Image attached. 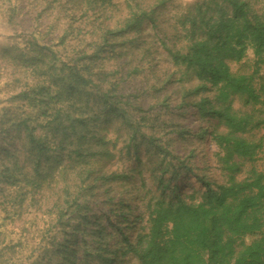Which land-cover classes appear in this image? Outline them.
<instances>
[{
	"label": "trees",
	"instance_id": "1",
	"mask_svg": "<svg viewBox=\"0 0 264 264\" xmlns=\"http://www.w3.org/2000/svg\"><path fill=\"white\" fill-rule=\"evenodd\" d=\"M7 1L9 15L14 17L17 2ZM168 1L66 0L83 10V14L93 4L120 13L113 24L99 29L98 38L87 43L88 50H77L69 59L65 56L69 61L63 62L59 70L54 66L58 52L49 44L39 43L34 31L30 34L31 38L35 36L33 40L23 46L2 47L5 58L20 63L29 77H43L45 83L25 82L23 88L7 98V105L0 108L1 139L8 140L14 131L15 137L21 136L29 144L33 156L32 175L19 178L21 167L15 173L17 168L9 166L0 175L19 189L16 196L22 202L27 196L34 199L47 177L45 169L52 170L64 161L67 147L70 155L67 157L74 167H83L76 173L82 177L80 183L86 189L99 180L107 185L110 181L129 180L135 173L141 175L147 160L157 156L159 160L150 169L157 183L156 191L148 196L144 192L142 197L146 223L139 227L134 239L122 234L121 244L114 250H109L102 240L96 247L101 264L114 262L112 255L119 251L123 258L133 259L137 264H264V170L255 165L246 167L247 162L257 159L264 145L263 139L254 138L253 134L264 127V81L256 77L264 67V13L254 8L253 0H193L176 14L172 34L166 35L171 42L161 37L159 44L160 51L179 72L177 81L190 83L182 89L181 105H191L200 118L216 121L211 136L218 148L215 156L224 176L222 182L195 174L200 187L182 191L176 181L182 168L193 172L192 167L167 144L158 142L156 130H144L150 125L146 117H140L143 122L132 118L133 112L141 111V107L131 102V94L116 90L120 82L104 87V83H111L109 77L114 71L97 64L102 53L121 46L131 53L141 51V61L149 59L157 47L146 46L144 31L149 27L160 28L162 9ZM67 36L64 32L60 43ZM249 50L254 54L252 72H234L231 63L241 62ZM140 70L136 65L128 74ZM170 81L167 78L164 86ZM237 99L240 108L234 107ZM111 128L117 134L127 132L123 153L132 164L121 172L100 173L91 168L89 161L113 156L115 146L108 147L110 141L105 134ZM206 130L207 127L204 133ZM49 134L59 136L56 146L50 143ZM4 149L7 157H14ZM56 149L61 154L51 155ZM64 187V199L72 202L58 209L59 222L65 215L79 214L83 209L71 186ZM1 191L0 204L2 198L14 199L10 194L2 196ZM80 219L79 225L91 223L87 211ZM96 232L101 239L108 233L104 228ZM69 248L64 245L61 253L64 258L75 255V252L68 254L73 251ZM2 250L0 247V256ZM105 252L109 253L104 255Z\"/></svg>",
	"mask_w": 264,
	"mask_h": 264
},
{
	"label": "rangeland",
	"instance_id": "2",
	"mask_svg": "<svg viewBox=\"0 0 264 264\" xmlns=\"http://www.w3.org/2000/svg\"><path fill=\"white\" fill-rule=\"evenodd\" d=\"M13 1L17 2L18 9L14 17H10L9 2L0 0V108L7 105V98L23 88L25 82L34 85L45 83L43 77H29L20 63L9 57L5 58L1 52L2 47L15 44L23 46L36 36L39 43L49 44L58 52L59 59L54 62V66L59 70L63 62H68L71 56L76 55L77 50L83 48L88 50L87 43L93 38L95 40L98 38L99 29L113 24L120 13L114 12L111 8L103 10L99 4H93V8L83 14V10L66 3V0ZM192 1L169 0L162 9L160 28L149 27L144 31L148 42L146 46L157 47L154 51L151 49L149 59L141 61L139 59L141 51L131 53L127 51L128 49L116 46L114 51L102 53L103 57L97 63L107 71H114L113 76L109 77L111 83H104V87L109 88L113 82H120L116 90L125 95L131 94V102L141 107V111L133 112L132 118L143 122L140 117H146L150 125L144 130H156L158 142L167 144L176 156L192 167L193 172H187L182 168V175L176 181L185 192H190L193 187H200L195 174L205 175L218 182L224 180L215 156L218 148L211 136L216 121L200 118L191 105H181L182 89L188 87L190 83L177 81L179 72L159 48L161 37L171 42L166 35L172 34L170 30L176 14L183 12ZM253 2L254 8L264 13V0ZM33 31L35 36L31 38L30 34ZM64 32H67L68 36L64 43H60ZM92 32L97 34L94 35ZM65 56H68V59H65ZM253 62L254 54L249 50L241 62H232L231 68L234 72H252ZM136 65L142 70L128 74ZM256 77L258 81H264V67ZM167 78L171 81L164 86ZM234 107H241L240 100L234 101ZM206 127L207 132L204 133L203 129ZM118 132L115 133L111 128L105 133L106 139L110 141L108 147L115 146L112 149L113 156L108 160L95 157L93 161H89L91 168L100 173L128 170L132 163L123 153L127 132L124 130ZM12 134L13 136L5 141L0 135V171L9 166L11 169L16 167V173L21 167L19 178L27 174L32 175L33 156H30V146L21 136L15 137L17 133L13 131ZM253 134L254 138H262L264 144V127L254 130ZM48 139L56 146L59 136L49 134ZM122 147L124 150L119 151ZM4 148L14 154V157H7ZM145 148L146 146H143L142 152ZM65 152L70 156L68 147ZM60 154V149L51 152V155ZM67 156L64 161L55 163L57 165L54 169L49 171L45 169L47 177L34 199L27 196L20 202L21 197L16 196L19 189L12 183L2 180L3 177L0 175L2 196L10 194L14 198H2L0 204V247L3 248L0 264H101L96 247L102 240H105L102 244L109 250H114L121 244L122 234L134 239L139 227L146 223L147 214L144 212L142 197L144 192H147L148 196L156 191L157 183L150 169L159 160L157 156H151L150 160H147L141 175L135 173L129 180L110 181L107 185H103L99 180L94 187L88 189L80 183L82 177L76 173L83 167L80 165L74 167L75 164ZM252 165L264 170V145L257 159L246 163L247 168ZM66 184L71 186V192H76L73 195H77L83 209L82 213L71 212L65 215L62 222H59L58 209L72 202L63 197L66 193L64 187ZM85 211L91 223L79 225L80 216ZM99 228H104L108 232L104 233L103 239L96 232ZM64 245L73 250L68 254L75 252V255L69 256L68 259L64 258L61 255L64 252ZM112 257L115 260L111 264H137L133 259L123 258L120 251Z\"/></svg>",
	"mask_w": 264,
	"mask_h": 264
}]
</instances>
